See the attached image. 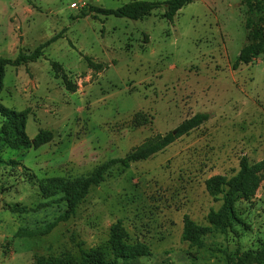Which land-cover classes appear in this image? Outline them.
<instances>
[{"label": "rangeland", "instance_id": "374dc122", "mask_svg": "<svg viewBox=\"0 0 264 264\" xmlns=\"http://www.w3.org/2000/svg\"><path fill=\"white\" fill-rule=\"evenodd\" d=\"M131 1L0 0V58L15 60L57 37L36 62L6 67L0 105L27 111L31 139L43 129L55 138L14 150L0 113V264H82L91 251L109 264H228L227 253L264 243V173L254 197L237 204L234 230L210 224L223 201L205 186L215 175L235 176L243 156L264 160V55L233 69L248 42V12L264 31V0H197L173 22L164 9L138 21L82 16L83 7ZM86 57L109 68L96 72ZM52 62L76 93L55 78ZM200 112L211 115L206 124L146 161L112 167L73 214L60 196L43 198V180L86 176ZM186 215L212 228L203 247L183 240ZM119 220L128 242L147 244L151 256L115 260L109 238Z\"/></svg>", "mask_w": 264, "mask_h": 264}, {"label": "trees", "instance_id": "16d2710c", "mask_svg": "<svg viewBox=\"0 0 264 264\" xmlns=\"http://www.w3.org/2000/svg\"><path fill=\"white\" fill-rule=\"evenodd\" d=\"M197 0H166L146 1L134 0L123 6L101 8L97 6L83 7L82 16L91 14L115 16L138 21L150 16L154 11L164 9V18L173 22L177 14L187 5ZM249 11H253L252 1H248ZM245 29L248 32V42L241 49L233 69L238 70L242 65L252 64L259 56L264 55V31L258 29L256 21L248 12ZM57 41V37L50 39L44 45L38 47L31 54L20 53L15 60L0 58V93L4 89V78L8 65L19 67L36 62L43 56V50ZM86 61L91 69L102 72L109 65L95 63L90 57ZM52 70L56 79H60L66 90L76 93L77 85L70 79L64 67L58 62H52ZM0 113L4 118L3 139L12 149L21 148L35 150L49 144L55 138V132L50 129L40 130L35 138L31 139L26 132L28 119L27 111L17 112L0 105ZM211 119L207 112H200L183 121L176 129L158 134L145 140L141 145L132 149L125 157L111 159L98 166L92 173L76 178L55 177L43 180L40 183V191L45 200H51L60 196L59 200L65 202L69 213L73 214L77 206L87 197L93 186L101 184L105 175L112 167L121 165L128 167L131 164L146 161L155 155L165 151L180 138L191 134ZM264 173V160L251 164L247 156L240 161V170L232 178L224 175H215L206 183L207 192L216 201H223L218 211L211 210L208 215L210 224L220 230H234V225L239 219L237 204L242 200H250L254 197L261 183V174ZM222 196V197H220ZM48 204V203H47ZM14 209V212H24ZM212 232L211 227H203L195 223L188 215L184 218L183 240L198 247L204 246L205 237ZM129 233L122 220L114 223L110 228L109 243L115 260H135L149 257L152 251L147 244L138 242L130 244ZM82 264H109L103 252L91 251L82 253ZM228 264H261L264 263V243L256 250H237L234 254H226ZM39 264H72L66 260H54L51 262L41 260Z\"/></svg>", "mask_w": 264, "mask_h": 264}, {"label": "built area", "instance_id": "2783aa9c", "mask_svg": "<svg viewBox=\"0 0 264 264\" xmlns=\"http://www.w3.org/2000/svg\"><path fill=\"white\" fill-rule=\"evenodd\" d=\"M72 6H73V8H76L77 7V3L73 4Z\"/></svg>", "mask_w": 264, "mask_h": 264}]
</instances>
